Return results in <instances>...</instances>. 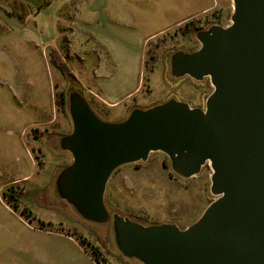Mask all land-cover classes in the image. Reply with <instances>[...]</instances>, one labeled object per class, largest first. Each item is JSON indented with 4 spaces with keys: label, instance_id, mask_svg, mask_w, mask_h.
<instances>
[{
    "label": "water",
    "instance_id": "95a60500",
    "mask_svg": "<svg viewBox=\"0 0 264 264\" xmlns=\"http://www.w3.org/2000/svg\"><path fill=\"white\" fill-rule=\"evenodd\" d=\"M227 27L195 35L200 48L170 59L171 77L209 79L205 107L177 99L135 108L106 122L78 90L69 92L72 132L59 139L72 156L54 182L56 197L83 220L110 225L122 256L141 264H264V0H232ZM165 154L183 179L212 170L215 197L201 218L144 225L111 213L105 192L119 168Z\"/></svg>",
    "mask_w": 264,
    "mask_h": 264
},
{
    "label": "rangeland",
    "instance_id": "374dc122",
    "mask_svg": "<svg viewBox=\"0 0 264 264\" xmlns=\"http://www.w3.org/2000/svg\"><path fill=\"white\" fill-rule=\"evenodd\" d=\"M81 1L0 0V264H22L27 260L24 254L31 249L27 224L43 233L74 236L90 250L97 249L102 264H141L124 258L118 251L110 225L87 222L65 201L57 199L54 182L62 169L56 170L52 155L45 162L40 159L42 141L30 129L36 113L45 115L48 107L59 109L55 105L57 95L64 93L68 97L74 88L51 66L52 48L68 64L78 62L82 56L93 65L105 58L103 48L86 34L83 25H78ZM232 14V0H216V8L210 14L190 19L148 44L144 69L148 99L159 104L174 98L191 107H205L213 92L210 80L172 78L170 59L176 52L192 53L200 48L196 33L189 36L182 32L192 20L207 30L213 25L229 26ZM74 32L76 40L85 39L83 55L74 50ZM122 53L128 59L135 56L131 49ZM60 111L69 123L70 134L73 126L68 110ZM94 112L106 122H120L128 116ZM32 151L40 170L44 168L42 173L35 172L29 155ZM65 155L71 164V154ZM211 175L207 165L196 177L183 179L172 171L165 154L152 153L147 162L116 170L106 188L105 204L112 214L141 215L153 225L176 224L185 229L196 223L215 200L210 190ZM24 176L30 178L22 180ZM11 188L21 192L19 201L9 195L3 198ZM24 209L26 213L22 215Z\"/></svg>",
    "mask_w": 264,
    "mask_h": 264
},
{
    "label": "crops",
    "instance_id": "0c3cea01",
    "mask_svg": "<svg viewBox=\"0 0 264 264\" xmlns=\"http://www.w3.org/2000/svg\"><path fill=\"white\" fill-rule=\"evenodd\" d=\"M215 8L216 0H82L78 25H83L86 34L103 48L105 58L93 65L82 56L69 65L92 109L129 115L133 107L158 105L144 92L146 47L169 30ZM84 45L85 39L76 40L74 32V50L83 55ZM126 49L135 51L132 59L122 53ZM30 127L33 132L45 133L37 138L43 145L38 150L40 159L45 162L52 155L56 170L68 166L67 153H60L58 148L59 139L69 134L70 128L62 112L48 107L45 115L36 113L31 118ZM29 155L35 172L42 173L44 168L40 170L36 164L34 152ZM27 226L31 249L24 254L27 260L22 264H98L74 236L43 233Z\"/></svg>",
    "mask_w": 264,
    "mask_h": 264
},
{
    "label": "trees",
    "instance_id": "16d2710c",
    "mask_svg": "<svg viewBox=\"0 0 264 264\" xmlns=\"http://www.w3.org/2000/svg\"><path fill=\"white\" fill-rule=\"evenodd\" d=\"M197 24H199V21L192 20L189 25H186L184 28H182V32L189 35V36L195 35V33H197L198 31L203 30V28H199ZM49 56H50L49 62L51 64V66L62 76V78L66 82L74 84L73 90H78L80 93L83 94L81 85L79 83L77 76L74 73L73 68L65 61V59H63V57L59 54V52L55 48H52L49 52ZM159 104H161V103H159ZM55 105L60 110H62L64 113H66L68 110V101H67L66 94L62 93V94L57 95V98L55 100ZM134 108H136V107H133L132 109H134ZM121 121H123V120H121ZM33 134L36 138H41L45 133H40L38 131H34ZM62 168H64V167H62ZM20 193L21 192H19V191L17 192L13 188H11L9 191L4 193L3 198L6 199L9 195V197L13 201L17 202L20 199ZM16 207L17 206L14 207L15 210H16ZM25 213L26 212L24 209L22 211V215H25ZM129 217L132 220L139 222V223H142L144 225H147V226L153 225V224L147 222L145 220L146 218L141 216V215L129 216ZM81 244L85 247L86 251L91 256L92 259H94L96 262H98V264H102L101 254L99 253V251L97 249L90 250L83 241H81Z\"/></svg>",
    "mask_w": 264,
    "mask_h": 264
}]
</instances>
